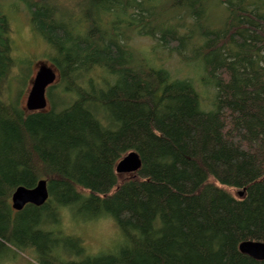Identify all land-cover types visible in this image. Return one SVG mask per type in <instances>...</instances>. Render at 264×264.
Instances as JSON below:
<instances>
[{
  "label": "trees",
  "instance_id": "1",
  "mask_svg": "<svg viewBox=\"0 0 264 264\" xmlns=\"http://www.w3.org/2000/svg\"><path fill=\"white\" fill-rule=\"evenodd\" d=\"M6 1L0 254L30 249L35 264H264L240 251L244 241H264V0H216L225 11L219 24L210 0H89L85 12L73 1L15 0L61 77L47 90L51 109L38 112L7 92L16 63ZM132 36L193 64L213 91L211 109L194 79L152 66ZM57 92L67 99L61 106L50 100ZM132 151L141 169L121 182L116 166ZM41 179L48 202L13 210L15 190ZM65 210L113 218L121 248L88 255L79 238L55 230Z\"/></svg>",
  "mask_w": 264,
  "mask_h": 264
},
{
  "label": "rangeland",
  "instance_id": "2",
  "mask_svg": "<svg viewBox=\"0 0 264 264\" xmlns=\"http://www.w3.org/2000/svg\"><path fill=\"white\" fill-rule=\"evenodd\" d=\"M64 7L66 4L75 2L82 12L91 7L89 0H57ZM66 3V4H65ZM7 15L9 17L12 42V56L16 66L8 82L7 92L13 98L18 96V103L22 108H26L28 95L32 87V81L38 71L41 62H47L52 65L54 52L49 48L44 39L34 30L31 16L27 8L15 0L4 2ZM74 7L73 5H69ZM209 16L213 23L219 24L225 19V11L221 4L216 0L208 2ZM130 45L137 51L146 56L151 65L154 67H163L170 70L176 77L192 78L201 93L202 102L207 109L212 107L213 91L202 85L199 73L194 72V65L187 63L178 53L170 52L166 48L157 45L156 41L149 37L132 36ZM54 67V66H53ZM55 68V67H54ZM19 74H21L19 80ZM61 77L58 78L54 85L62 84ZM48 94V92H47ZM48 98V95H47ZM52 103L61 106L67 99L62 96L61 92L54 94ZM48 110L51 109V103L48 99ZM202 106V109L205 107ZM206 110V109H204ZM119 179L125 181L132 177V174H118ZM65 237L79 238L85 252L90 256L99 254L116 253L123 244L125 236L118 228L115 220L110 216H102L97 219H85L70 211H63L61 222L55 229ZM74 239V238H73ZM74 243H70L68 249L74 251ZM35 252L27 249L20 251L15 248L4 250L0 254V264H35Z\"/></svg>",
  "mask_w": 264,
  "mask_h": 264
},
{
  "label": "water",
  "instance_id": "3",
  "mask_svg": "<svg viewBox=\"0 0 264 264\" xmlns=\"http://www.w3.org/2000/svg\"><path fill=\"white\" fill-rule=\"evenodd\" d=\"M57 70L47 62H41L26 102V109L29 112L46 111L48 108L47 90L58 80ZM142 166L140 155L136 151L128 153L116 166L117 174L135 175ZM243 197L244 192L239 193ZM50 198L48 182L45 179L38 181L33 188L25 186L18 187L12 195L11 205L13 210L21 212L28 205L41 207ZM240 251L249 257L264 260V241L247 240L240 245Z\"/></svg>",
  "mask_w": 264,
  "mask_h": 264
}]
</instances>
